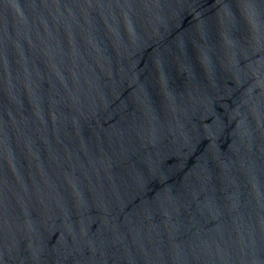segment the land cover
I'll return each instance as SVG.
<instances>
[{
	"label": "water",
	"instance_id": "water-1",
	"mask_svg": "<svg viewBox=\"0 0 264 264\" xmlns=\"http://www.w3.org/2000/svg\"><path fill=\"white\" fill-rule=\"evenodd\" d=\"M0 264H264V0H0Z\"/></svg>",
	"mask_w": 264,
	"mask_h": 264
}]
</instances>
